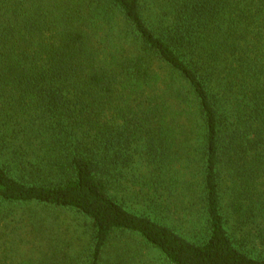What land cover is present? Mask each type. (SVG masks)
I'll return each mask as SVG.
<instances>
[{
  "label": "trees",
  "instance_id": "obj_1",
  "mask_svg": "<svg viewBox=\"0 0 264 264\" xmlns=\"http://www.w3.org/2000/svg\"><path fill=\"white\" fill-rule=\"evenodd\" d=\"M6 203L73 221L0 264H264V0H0Z\"/></svg>",
  "mask_w": 264,
  "mask_h": 264
},
{
  "label": "rangeland",
  "instance_id": "obj_2",
  "mask_svg": "<svg viewBox=\"0 0 264 264\" xmlns=\"http://www.w3.org/2000/svg\"><path fill=\"white\" fill-rule=\"evenodd\" d=\"M70 217L69 213L41 204H1L0 257L5 255L20 261L49 255L60 236L70 234L69 222L73 221Z\"/></svg>",
  "mask_w": 264,
  "mask_h": 264
}]
</instances>
